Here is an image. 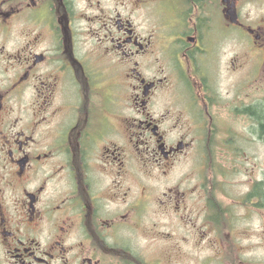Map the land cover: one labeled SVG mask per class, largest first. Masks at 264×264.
Listing matches in <instances>:
<instances>
[{
	"label": "flooded vegetation",
	"instance_id": "flooded-vegetation-1",
	"mask_svg": "<svg viewBox=\"0 0 264 264\" xmlns=\"http://www.w3.org/2000/svg\"><path fill=\"white\" fill-rule=\"evenodd\" d=\"M263 84L264 0H0V264H264Z\"/></svg>",
	"mask_w": 264,
	"mask_h": 264
},
{
	"label": "rangeland",
	"instance_id": "rangeland-1",
	"mask_svg": "<svg viewBox=\"0 0 264 264\" xmlns=\"http://www.w3.org/2000/svg\"><path fill=\"white\" fill-rule=\"evenodd\" d=\"M264 85V84H263ZM264 95V92H263ZM123 104V102H122ZM123 108V105H122ZM249 150L255 152L257 149L252 148ZM263 167H264V154H263ZM251 173V170H249ZM253 173V170H252ZM257 221L248 223L249 226V243L247 247V252L249 255V261L251 263H257L260 259L264 258V245L261 247V241H259V231L257 228ZM172 245H169V259L167 264H225V261L216 259L213 253L215 252V246L209 245L207 243H201L198 248H195L191 244H185L181 246L184 251V256H178L171 250ZM197 254V255H196Z\"/></svg>",
	"mask_w": 264,
	"mask_h": 264
}]
</instances>
